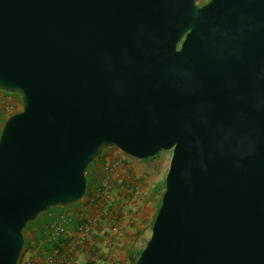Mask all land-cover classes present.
Returning a JSON list of instances; mask_svg holds the SVG:
<instances>
[{"label":"water","instance_id":"obj_1","mask_svg":"<svg viewBox=\"0 0 264 264\" xmlns=\"http://www.w3.org/2000/svg\"><path fill=\"white\" fill-rule=\"evenodd\" d=\"M0 264L107 147L171 150L132 264H264V0H0Z\"/></svg>","mask_w":264,"mask_h":264},{"label":"rangeland","instance_id":"obj_2","mask_svg":"<svg viewBox=\"0 0 264 264\" xmlns=\"http://www.w3.org/2000/svg\"><path fill=\"white\" fill-rule=\"evenodd\" d=\"M0 100L3 107L1 127L10 114L22 109V102L18 94L3 90H0ZM170 155L171 150H161L152 157L137 159L116 147H107L86 169L88 188L84 197L64 207L49 209L56 214L81 215L94 234L106 240L99 259L93 260L89 256L83 264L92 261H96L95 264H123V260L124 264H131L130 258L141 250L150 235ZM45 215L46 211L40 213L23 230L24 233L31 225L38 226L35 232L38 243L44 239L46 231L50 235V217L47 221Z\"/></svg>","mask_w":264,"mask_h":264},{"label":"crops","instance_id":"obj_3","mask_svg":"<svg viewBox=\"0 0 264 264\" xmlns=\"http://www.w3.org/2000/svg\"><path fill=\"white\" fill-rule=\"evenodd\" d=\"M1 108L3 109L0 100V124ZM55 214L47 210L46 220H49L50 217L49 221H51ZM96 221L94 220V222ZM77 224L76 218H71L66 224L64 234L52 237L46 231L44 239L40 243L37 242L35 237L38 226L31 225L28 231H24V244L17 264H29L30 262H33V264H83V261L89 256L93 257V260L99 259L100 251L104 250L107 244L106 240L98 234H94L95 231L91 226L86 239H81L77 231ZM28 225L30 226V224ZM124 262L123 260L122 263L124 264ZM95 263L96 261H92L91 264Z\"/></svg>","mask_w":264,"mask_h":264},{"label":"built area","instance_id":"obj_4","mask_svg":"<svg viewBox=\"0 0 264 264\" xmlns=\"http://www.w3.org/2000/svg\"><path fill=\"white\" fill-rule=\"evenodd\" d=\"M76 218L78 221L77 224V231L80 235L81 239H86V237L90 233V224L86 223L81 215H71L69 212H61L58 214H55L52 218L49 224V231L52 237H57L59 235H62L66 231V224L70 221L71 218ZM29 264H33V262H30Z\"/></svg>","mask_w":264,"mask_h":264},{"label":"trees","instance_id":"obj_5","mask_svg":"<svg viewBox=\"0 0 264 264\" xmlns=\"http://www.w3.org/2000/svg\"><path fill=\"white\" fill-rule=\"evenodd\" d=\"M98 157V156H97ZM88 188V181H87V179H86V189ZM29 223H27V225H28ZM26 225V226H27ZM140 251V250H139ZM139 251L135 254V255H133L131 258H130V261H131V264H132V261L134 260V258L137 256V254L139 253Z\"/></svg>","mask_w":264,"mask_h":264},{"label":"flooded vegetation","instance_id":"obj_6","mask_svg":"<svg viewBox=\"0 0 264 264\" xmlns=\"http://www.w3.org/2000/svg\"><path fill=\"white\" fill-rule=\"evenodd\" d=\"M205 1H206V0H205ZM205 1H204V2H205ZM202 3H203V2H202Z\"/></svg>","mask_w":264,"mask_h":264}]
</instances>
